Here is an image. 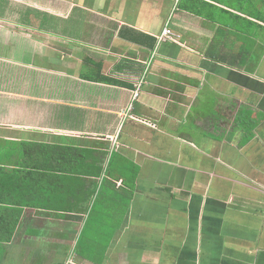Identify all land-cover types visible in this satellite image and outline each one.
I'll use <instances>...</instances> for the list:
<instances>
[{
  "label": "crops",
  "instance_id": "1",
  "mask_svg": "<svg viewBox=\"0 0 264 264\" xmlns=\"http://www.w3.org/2000/svg\"><path fill=\"white\" fill-rule=\"evenodd\" d=\"M12 94L115 194L23 208L0 264H264V0H0V129Z\"/></svg>",
  "mask_w": 264,
  "mask_h": 264
},
{
  "label": "trees",
  "instance_id": "2",
  "mask_svg": "<svg viewBox=\"0 0 264 264\" xmlns=\"http://www.w3.org/2000/svg\"><path fill=\"white\" fill-rule=\"evenodd\" d=\"M94 151L65 135L51 140L0 137V243L11 241L25 207L71 208L74 202L78 208L83 199L114 195L111 180L98 179L105 173L112 177L116 155L105 167V153Z\"/></svg>",
  "mask_w": 264,
  "mask_h": 264
},
{
  "label": "rangeland",
  "instance_id": "3",
  "mask_svg": "<svg viewBox=\"0 0 264 264\" xmlns=\"http://www.w3.org/2000/svg\"><path fill=\"white\" fill-rule=\"evenodd\" d=\"M35 14H37V12H35ZM35 14L34 15H33V13L27 14L28 15L27 20L31 21L32 23H34L35 21L37 23H39V19L41 18L42 14L41 13L38 15H35ZM42 20H43V22H45L44 18ZM26 24H30V23L26 22ZM74 32H75V30H74ZM72 36H73V34H72ZM31 37H33V35H31ZM79 63L80 62H78L77 64H79ZM28 102H30V101H28ZM28 104H30V103H28ZM8 107H9L8 112L10 113L9 122H8V124H5V127H8V129H0V137L4 136V137H11L12 139L13 138L20 139L23 136H34V133H32L31 131H27V133H24V132H19V129H17V128L22 129V127H20V126H22L23 124H25V125L31 124V125L40 126L39 124H36L35 122L31 121L34 119L33 115H31L28 112L22 111L23 107L26 108V110H27V108H28L27 102L24 103V100H19L17 98V96H14V94H12ZM30 109H32V107ZM28 115L30 116V118L27 117ZM21 118H25V119L21 120ZM63 122H67V119H65V121L61 120L60 123H63ZM42 127L45 128L46 125H43ZM47 127H49V125Z\"/></svg>",
  "mask_w": 264,
  "mask_h": 264
},
{
  "label": "built area",
  "instance_id": "4",
  "mask_svg": "<svg viewBox=\"0 0 264 264\" xmlns=\"http://www.w3.org/2000/svg\"><path fill=\"white\" fill-rule=\"evenodd\" d=\"M171 36V31L168 28H165L162 31V36L161 37H170Z\"/></svg>",
  "mask_w": 264,
  "mask_h": 264
}]
</instances>
